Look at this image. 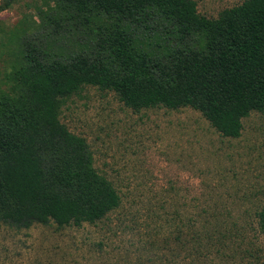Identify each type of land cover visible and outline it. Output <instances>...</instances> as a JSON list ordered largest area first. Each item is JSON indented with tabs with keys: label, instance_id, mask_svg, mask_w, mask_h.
Instances as JSON below:
<instances>
[{
	"label": "trees",
	"instance_id": "1",
	"mask_svg": "<svg viewBox=\"0 0 264 264\" xmlns=\"http://www.w3.org/2000/svg\"><path fill=\"white\" fill-rule=\"evenodd\" d=\"M36 31L15 38L0 83V223L81 227L119 207L121 195L93 164L86 138L60 120L62 99L107 87L133 109L192 106L225 136L264 111V0L218 17L195 0H51ZM38 30V31H37ZM180 219L216 264H264V206L254 221Z\"/></svg>",
	"mask_w": 264,
	"mask_h": 264
},
{
	"label": "rangeland",
	"instance_id": "2",
	"mask_svg": "<svg viewBox=\"0 0 264 264\" xmlns=\"http://www.w3.org/2000/svg\"><path fill=\"white\" fill-rule=\"evenodd\" d=\"M216 18L244 0H195ZM51 0H0V83L12 71L15 38L36 31ZM38 31V30H37ZM60 120L86 138L95 168L121 195L119 207L81 227L0 223V264H216L205 241L178 219L253 220L264 206V111L243 118L239 137L219 132L192 106L133 109L115 91L85 85L62 99ZM258 246L264 249V235Z\"/></svg>",
	"mask_w": 264,
	"mask_h": 264
}]
</instances>
